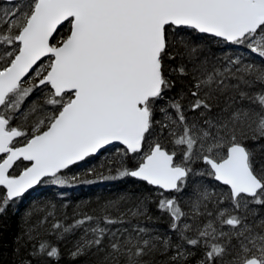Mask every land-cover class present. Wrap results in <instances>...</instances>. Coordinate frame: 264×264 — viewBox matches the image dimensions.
Listing matches in <instances>:
<instances>
[{
	"label": "snow or ice",
	"instance_id": "1",
	"mask_svg": "<svg viewBox=\"0 0 264 264\" xmlns=\"http://www.w3.org/2000/svg\"><path fill=\"white\" fill-rule=\"evenodd\" d=\"M10 212L0 264H264V0H0Z\"/></svg>",
	"mask_w": 264,
	"mask_h": 264
},
{
	"label": "trees",
	"instance_id": "2",
	"mask_svg": "<svg viewBox=\"0 0 264 264\" xmlns=\"http://www.w3.org/2000/svg\"><path fill=\"white\" fill-rule=\"evenodd\" d=\"M109 187L113 186L115 188L122 187V183H116L112 182L110 184H99V185H93V184H82L77 185L75 187H68L65 189L66 197L70 200L69 205V213H71L73 210L77 211H83L84 206L90 207L92 202L96 203L95 197L96 196H87L84 194H80L84 192L85 190H96L101 187ZM93 198L91 203H86L82 209H75V204L77 201L85 200L87 201L88 198ZM94 200V201H93ZM94 203V206L96 205ZM19 213L13 215L11 212L6 217H0V255L4 257V259H11V249L14 245V234L19 229ZM160 224H164V221H160ZM54 239V237H53Z\"/></svg>",
	"mask_w": 264,
	"mask_h": 264
},
{
	"label": "rangeland",
	"instance_id": "3",
	"mask_svg": "<svg viewBox=\"0 0 264 264\" xmlns=\"http://www.w3.org/2000/svg\"><path fill=\"white\" fill-rule=\"evenodd\" d=\"M113 181H98V182H96V183H93V185H99V184H110V183H112ZM85 184H88V183H85ZM89 185V184H88ZM125 185L122 183V187H124ZM113 188H115V187H113V186H107V187H101V188H99V189H96V190H88V191H84V192H82V193H80V194H84V195H87V196H90V195H92V196H99V195H101L102 193L103 194H106L110 189H113ZM94 201V200H93ZM94 203L95 202H92V204L93 205H91L90 207H85L84 206V208H83V211H90L93 207H95L94 206ZM96 204V203H95Z\"/></svg>",
	"mask_w": 264,
	"mask_h": 264
}]
</instances>
